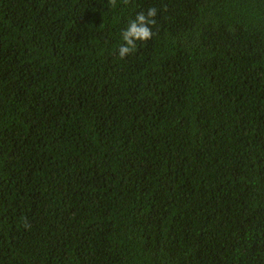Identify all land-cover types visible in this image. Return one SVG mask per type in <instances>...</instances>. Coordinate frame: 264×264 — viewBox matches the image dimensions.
Returning <instances> with one entry per match:
<instances>
[{"label": "trees", "instance_id": "obj_1", "mask_svg": "<svg viewBox=\"0 0 264 264\" xmlns=\"http://www.w3.org/2000/svg\"><path fill=\"white\" fill-rule=\"evenodd\" d=\"M0 264H264V0H0Z\"/></svg>", "mask_w": 264, "mask_h": 264}, {"label": "clouds", "instance_id": "obj_2", "mask_svg": "<svg viewBox=\"0 0 264 264\" xmlns=\"http://www.w3.org/2000/svg\"><path fill=\"white\" fill-rule=\"evenodd\" d=\"M125 2H129V0H125ZM109 3L115 6L116 0H109ZM156 16L157 9L152 7L148 9L147 13H137L135 19L129 22L127 28L121 33L124 43L118 49L120 58L123 59L133 53L137 48V41H148L153 37L152 26L156 24Z\"/></svg>", "mask_w": 264, "mask_h": 264}]
</instances>
